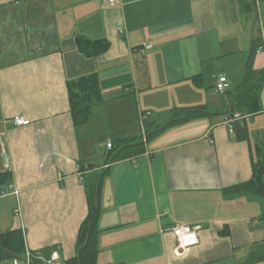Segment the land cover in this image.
Instances as JSON below:
<instances>
[{
    "label": "crops",
    "instance_id": "0c3cea01",
    "mask_svg": "<svg viewBox=\"0 0 264 264\" xmlns=\"http://www.w3.org/2000/svg\"><path fill=\"white\" fill-rule=\"evenodd\" d=\"M78 36L108 48L85 58ZM254 37L264 45V0L247 17L239 0H0V232L20 229L28 250L50 255L41 264H65L88 211L85 184L107 168L96 264H264V198L222 192L251 178L264 85L244 139L213 115L166 128L141 155L109 162L106 147L144 136L141 113L162 124L173 108L227 110ZM253 68L264 69V46ZM89 73L101 103L74 126L66 83ZM175 223L199 227L182 254Z\"/></svg>",
    "mask_w": 264,
    "mask_h": 264
},
{
    "label": "trees",
    "instance_id": "16d2710c",
    "mask_svg": "<svg viewBox=\"0 0 264 264\" xmlns=\"http://www.w3.org/2000/svg\"><path fill=\"white\" fill-rule=\"evenodd\" d=\"M239 3L240 12L244 16L247 17L255 12V0H239ZM260 45V38L254 37L242 78L237 87L228 92L230 101L234 105L232 111H227L230 109V104L227 106V110L218 112H211L206 106L178 107L170 110L167 120L162 124H156V122L146 119L144 121V136L117 139L109 149V162H116L126 157L143 154L146 143L166 128L213 115H221L227 119L234 113H239L243 118L232 121L230 125L233 131L238 133L239 138H246L245 118L262 110L260 91L264 85V69L256 70L253 68V57ZM75 46L85 58L93 59L107 50L108 43L102 39L90 40L78 36L75 39ZM66 87L74 126L86 124L94 108L101 103L97 74L89 73L74 80H68ZM250 151L251 178L242 183L224 188L222 192L225 195L237 196L242 193H249L264 198V141L256 143ZM107 172V168H102L90 177V180H87L85 184L88 211L78 228L75 254L65 264H96L98 253L97 221L101 211L99 194ZM5 177V175L0 176V182H3ZM0 247L24 260L26 259V247L23 233L20 229L0 232ZM49 256L46 251L35 253L29 250V264H41L43 258H49ZM6 259L11 258L0 250V262Z\"/></svg>",
    "mask_w": 264,
    "mask_h": 264
},
{
    "label": "built area",
    "instance_id": "2783aa9c",
    "mask_svg": "<svg viewBox=\"0 0 264 264\" xmlns=\"http://www.w3.org/2000/svg\"><path fill=\"white\" fill-rule=\"evenodd\" d=\"M106 3L113 4L116 0H102ZM263 44L258 47L257 52L260 53L263 50ZM151 45L146 43L143 47L140 48V52L143 53L145 50L150 49ZM216 88L219 92H224L228 88L227 79L225 76H220L218 78V82L216 84ZM149 113H141L140 114V123L143 125L144 121L147 119ZM243 118L239 113H234L230 118L225 119L224 123L228 126L230 132L233 131L230 123L234 120ZM14 123L17 125H27L29 123L28 120H23L20 117H15ZM112 143L108 141L106 143V147L110 149L112 147ZM17 194V191L14 192ZM16 213H19V208H17ZM198 226H188L182 223H175L172 226V231L177 239V251L182 254L184 251L198 244L199 236H198ZM26 264H29V250L26 248ZM56 257L55 255H51L49 261L53 264L55 263Z\"/></svg>",
    "mask_w": 264,
    "mask_h": 264
},
{
    "label": "water",
    "instance_id": "95a60500",
    "mask_svg": "<svg viewBox=\"0 0 264 264\" xmlns=\"http://www.w3.org/2000/svg\"><path fill=\"white\" fill-rule=\"evenodd\" d=\"M234 105H233V102L230 103V109L227 110V111H232ZM0 250L2 252H4L7 256H9L11 259H15L16 261L22 263V264H26V262L24 261V259H22L21 257L15 255V254H12L11 252H9L8 250L4 249V248H1L0 247Z\"/></svg>",
    "mask_w": 264,
    "mask_h": 264
},
{
    "label": "rangeland",
    "instance_id": "374dc122",
    "mask_svg": "<svg viewBox=\"0 0 264 264\" xmlns=\"http://www.w3.org/2000/svg\"><path fill=\"white\" fill-rule=\"evenodd\" d=\"M11 261V260H10Z\"/></svg>",
    "mask_w": 264,
    "mask_h": 264
}]
</instances>
